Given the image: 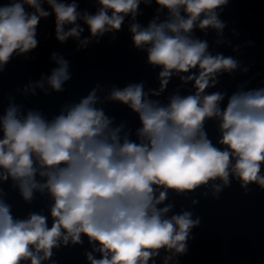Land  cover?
<instances>
[{
    "label": "clouds",
    "instance_id": "1",
    "mask_svg": "<svg viewBox=\"0 0 264 264\" xmlns=\"http://www.w3.org/2000/svg\"><path fill=\"white\" fill-rule=\"evenodd\" d=\"M97 2L95 15H81L75 2L58 0L0 4V67L17 50L22 54L37 47L38 23L51 14L44 3L55 14L57 40L64 42L80 36L78 19L92 36L119 30L125 16L135 17L141 0ZM155 2L168 10L169 19L154 20L147 28L133 24V42L137 48L149 46L148 62L162 68L161 89L173 70L188 73L198 66L199 75L186 78L194 80L196 93L173 96L162 107L145 98L140 84L114 90L111 99L139 114V143L127 138L121 143L120 129L109 128L111 121L94 107L95 90L51 122L32 111L21 117L18 107L10 105L0 117V179L11 177L26 201L34 190L46 189L54 200L53 222L49 228L47 217L35 213L14 219L10 206L0 200V264H42L61 239L76 244L81 234L100 246V259L88 255L91 264H148L160 249L185 252L189 230L199 223L188 212L165 218L171 206L157 205L168 189L191 191L217 178L228 184L230 172L242 186L255 182L264 188V88L234 93L223 110L221 93L201 96L209 80L215 83L216 73L237 67L230 57L207 54V43L191 36L194 26L221 31L225 25L215 10L228 0ZM65 25L72 27L65 31ZM57 63L48 83L60 91L69 79L68 64L62 58ZM214 117L220 121L223 148L214 146L204 131L206 118ZM37 174L45 182L37 181ZM153 186L164 191L157 196Z\"/></svg>",
    "mask_w": 264,
    "mask_h": 264
},
{
    "label": "water",
    "instance_id": "2",
    "mask_svg": "<svg viewBox=\"0 0 264 264\" xmlns=\"http://www.w3.org/2000/svg\"><path fill=\"white\" fill-rule=\"evenodd\" d=\"M7 2L9 0H0V4ZM58 2H75L81 15L85 12L95 15L100 8L97 0ZM42 6L51 14L38 23L37 47L22 54L17 50L7 64L0 67V117L13 105L18 107L21 117L32 111L51 122L61 114L66 115L71 107L95 90L94 107L102 110L111 121L109 128L120 129L121 143L124 138L139 143L138 131L142 127L139 114L127 104L111 99L114 90L140 84L145 98L162 107H167L173 96L196 93L194 80L186 78L193 74L198 76V66L188 73L173 70L167 85L161 89L159 74L162 68L148 62L149 46L137 48L133 42V24L147 28L154 20L161 23L169 19L168 10L160 9L155 0L147 3L141 0L134 18L131 14L125 16L119 30L103 35L92 36L88 26L78 19L76 24L83 28L80 36L68 37L64 42L56 38L55 14L47 3ZM215 11L224 28L217 31L194 26L191 36L207 43V54L230 57L237 62L235 69L216 73L215 83L209 80V87L201 93V96L221 93L223 99L219 106L223 110L234 93L264 88V0H228ZM71 27L65 25L64 30ZM60 58L68 64L69 79L62 84V90L55 91L48 78L59 67L57 60ZM219 124L218 118H206L204 131L214 146L223 148L219 143ZM260 174L264 175V164ZM36 180L45 182L39 174ZM153 187L157 196L164 191L161 187ZM0 200L10 206L14 219L26 220L35 213L47 217L48 227L52 226L54 200L46 189L43 192L34 190L32 199L26 201L11 177L0 179ZM169 205L171 208L165 218L188 212L190 218L199 223L189 230L185 252L160 249L159 255L152 257L148 264H264V188L259 184L252 182L242 186L230 172L228 184L217 178L191 191L168 189L165 201L157 207ZM58 244L52 249V256L42 264H91L87 258L89 254L94 259L102 255L98 243L89 242L83 234L80 243L74 244L70 238L67 244L62 239ZM22 264H30V261H22Z\"/></svg>",
    "mask_w": 264,
    "mask_h": 264
}]
</instances>
